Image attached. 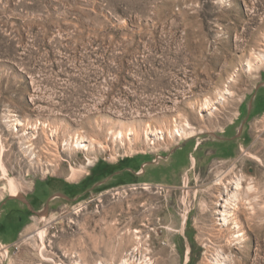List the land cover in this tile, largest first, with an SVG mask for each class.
<instances>
[{"label": "rangeland", "instance_id": "rangeland-1", "mask_svg": "<svg viewBox=\"0 0 264 264\" xmlns=\"http://www.w3.org/2000/svg\"><path fill=\"white\" fill-rule=\"evenodd\" d=\"M263 71L264 0H0V264H264V114L217 141Z\"/></svg>", "mask_w": 264, "mask_h": 264}, {"label": "flooded vegetation", "instance_id": "flooded-vegetation-1", "mask_svg": "<svg viewBox=\"0 0 264 264\" xmlns=\"http://www.w3.org/2000/svg\"><path fill=\"white\" fill-rule=\"evenodd\" d=\"M264 114V71L261 73V83L255 91L246 98L240 107V114L236 120L231 124L228 130H225L223 135H219L218 142L224 144L222 147L226 154L232 152L233 146L236 142L246 141L250 137L249 130L246 129L247 124L255 116ZM239 122V126H235ZM13 202L17 200H12ZM25 206V211L22 212L19 208L13 205L8 212L2 217L0 224V236L10 237L16 234L20 224L26 218H30L28 213H32L30 204L25 201H18Z\"/></svg>", "mask_w": 264, "mask_h": 264}, {"label": "bare ground", "instance_id": "bare-ground-1", "mask_svg": "<svg viewBox=\"0 0 264 264\" xmlns=\"http://www.w3.org/2000/svg\"><path fill=\"white\" fill-rule=\"evenodd\" d=\"M250 66H251V64H250ZM251 68H252V66H251ZM176 131L182 136V130H180V128H176ZM80 144H79V142H77V145H80ZM85 148H87V145H83L82 147H80V149H85ZM192 161H193V165L195 166L196 159L194 157L192 158ZM243 178L241 177V178H238L236 180V183L233 184L234 185V187H233L234 191H232V192L228 191L229 187H226L227 191H220L218 189V194L220 195V196H218V201H217V207L220 209H217V211H216V215H218V219H217L218 226H220L221 229H225V231L226 230L229 231L230 229H232L231 226H233V229L237 232V233L232 234V237L234 240H238L241 237L243 238L245 236V231L243 230L242 223L239 221V219L237 217V215L240 212L241 207H242V204H241V201H242L241 193H242V191H241V189L243 186ZM184 179H185V181H187L189 179L188 173H186L184 175ZM217 185H227L226 178L224 177V175L219 177V179L217 180ZM11 191H12L13 195L16 193V191H18L16 184L13 180L11 181ZM185 194H186V196H188V191H185ZM190 213L191 212L188 209V212L184 215V223H183V230H182L183 233H185L186 223L188 221ZM45 234H46V232L44 230L40 231V233H39L40 239L42 241L45 240ZM136 237L139 240V236H136ZM140 240H139L138 245L136 247L138 251L140 249L139 246L141 244ZM190 250H191V248L189 246V251ZM7 254H8V251L6 252L5 255H7ZM216 256H217V258H216L217 262L225 261L222 258V257L225 258V254H223L220 250L217 251ZM135 257H136V255H135ZM145 258H147V256ZM189 259H190V256L188 255L187 262L189 261ZM150 261H151V259H150ZM123 264H131V263H129L128 259H125Z\"/></svg>", "mask_w": 264, "mask_h": 264}]
</instances>
